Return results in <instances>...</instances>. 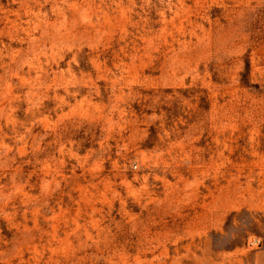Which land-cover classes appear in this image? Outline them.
<instances>
[{
    "label": "rangeland",
    "instance_id": "rangeland-1",
    "mask_svg": "<svg viewBox=\"0 0 264 264\" xmlns=\"http://www.w3.org/2000/svg\"><path fill=\"white\" fill-rule=\"evenodd\" d=\"M0 264H264V0H0Z\"/></svg>",
    "mask_w": 264,
    "mask_h": 264
}]
</instances>
